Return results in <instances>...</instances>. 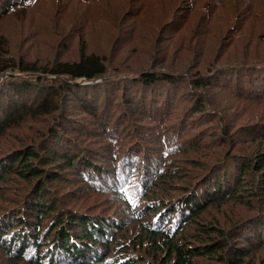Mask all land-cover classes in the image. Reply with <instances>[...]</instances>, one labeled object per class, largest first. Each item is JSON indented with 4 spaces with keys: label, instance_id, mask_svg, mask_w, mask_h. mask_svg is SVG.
Instances as JSON below:
<instances>
[{
    "label": "trees",
    "instance_id": "trees-1",
    "mask_svg": "<svg viewBox=\"0 0 264 264\" xmlns=\"http://www.w3.org/2000/svg\"><path fill=\"white\" fill-rule=\"evenodd\" d=\"M256 195L264 0H0V264H264Z\"/></svg>",
    "mask_w": 264,
    "mask_h": 264
},
{
    "label": "rangeland",
    "instance_id": "rangeland-1",
    "mask_svg": "<svg viewBox=\"0 0 264 264\" xmlns=\"http://www.w3.org/2000/svg\"><path fill=\"white\" fill-rule=\"evenodd\" d=\"M130 117V116H129ZM136 122H138L140 119L136 118ZM257 197H252L247 203V206H241L239 202L233 204L231 207H219V209H211L212 214L215 215V217L212 219V224L216 227L220 226L224 228L225 230H234L235 228H240V226L246 225L248 222H252L254 218H256L257 215V204L260 208L264 205V203L261 202L259 195H256ZM236 213L239 214V218H236ZM259 213V211H258ZM210 219V216L208 217ZM241 220H245L241 222ZM239 222H241L239 224ZM239 224V225H238ZM251 225H256L254 223H251ZM250 230L245 232L246 236H250L252 238L253 235H250ZM258 235H261L259 232ZM264 252V251H263ZM264 254H262L263 258ZM254 262V261H253Z\"/></svg>",
    "mask_w": 264,
    "mask_h": 264
}]
</instances>
